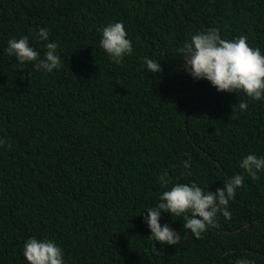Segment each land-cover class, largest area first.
Masks as SVG:
<instances>
[{
  "label": "trees",
  "instance_id": "trees-1",
  "mask_svg": "<svg viewBox=\"0 0 264 264\" xmlns=\"http://www.w3.org/2000/svg\"><path fill=\"white\" fill-rule=\"evenodd\" d=\"M114 22L133 48L120 65L99 44ZM40 28L58 44L62 68L51 73L5 52L27 36L43 58ZM209 28L245 35L264 55V0H0V264H28L31 237L54 241L65 264H264V172L253 181L239 167L264 157V98L218 92L183 70L178 49ZM236 174L245 179L231 219L219 215L196 239L162 212L180 243L148 237L146 208L163 191L194 182L214 192Z\"/></svg>",
  "mask_w": 264,
  "mask_h": 264
},
{
  "label": "clouds",
  "instance_id": "clouds-1",
  "mask_svg": "<svg viewBox=\"0 0 264 264\" xmlns=\"http://www.w3.org/2000/svg\"><path fill=\"white\" fill-rule=\"evenodd\" d=\"M100 47L106 52L109 59L120 65L124 58L133 52L131 41L126 38L127 32L123 22H114L101 29ZM36 38L45 43L43 58L29 44V38L22 36L19 39H9L6 54L15 57L19 65L32 62L39 71L43 69L51 73L62 68L61 57L58 54L57 42L49 41V30L40 28ZM182 59V68L194 80L206 79L218 92L242 91L252 100L264 98V55L259 48H252L247 43V36L241 35L232 40L221 38L218 28H209L204 32H197L185 41L178 49ZM148 72L162 71L158 61L145 58ZM247 102H240L239 109L245 111ZM6 143L0 139V145ZM183 161L187 175H191V155ZM239 167L251 180L259 179V173L264 172V157L254 154L246 155ZM185 173H181L184 175ZM165 172L159 177L162 186L167 187L171 181ZM245 176L236 174L226 178L223 187L213 191H205L196 183H175L170 190L160 195V202L147 209L144 217L151 235L150 239L167 245H177L182 236L168 224H160L162 212H167L175 218H183V229L190 231L196 239H202V234L209 228H218V216L231 219L232 213L228 210L229 202L235 200L237 189L244 185ZM156 250V249H155ZM157 251V250H156ZM160 253L159 251H157ZM23 255L28 264H65L64 254L59 245L50 239H27L23 247ZM236 264H254L253 260L241 258Z\"/></svg>",
  "mask_w": 264,
  "mask_h": 264
}]
</instances>
